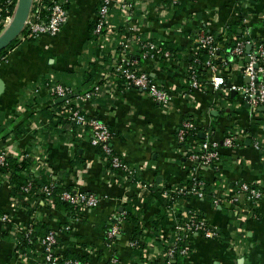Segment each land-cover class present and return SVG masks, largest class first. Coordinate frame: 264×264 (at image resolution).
I'll return each mask as SVG.
<instances>
[{"label":"crops","instance_id":"0c3cea01","mask_svg":"<svg viewBox=\"0 0 264 264\" xmlns=\"http://www.w3.org/2000/svg\"><path fill=\"white\" fill-rule=\"evenodd\" d=\"M100 6L101 0H69L67 21L60 33L19 40L7 50L6 60L0 63L4 82L0 147L7 144L17 157L28 150L44 155L50 169L63 174L68 186L101 198L97 207L81 212L73 230L65 229L70 216L64 209L45 203L36 207L40 221L56 231V251L62 257L82 258L86 261L83 264H106L115 254L119 264H157V260H163L165 240L172 229L170 211L156 192L145 191L112 169L91 144L88 133L73 131L70 126L51 128L53 114L62 107L59 101H53L47 83L59 81L82 97L100 85L94 96L80 99L81 105L114 131L110 145L118 156L135 165L144 181L157 188L180 184L187 178L190 164L197 166L188 161L177 135L189 118L199 125L197 141L208 135L221 142L237 128L246 135L240 146L220 144L221 159L215 167L201 166V177L210 191L238 180L264 181V106L246 107L241 92L217 89L222 82L214 80L223 74V84L247 83L241 71L247 57L232 59L224 55L230 61L220 66L219 73L204 67L201 89L190 86V64L185 57L191 59L199 53L193 38L200 31L227 36V30L236 24L251 41L252 49L256 44L264 45V0H178L173 5L172 0H112L102 37L95 33ZM1 26L0 34L8 25ZM122 36L129 46L121 52ZM145 39L179 48L175 63L146 57L141 48ZM220 44L226 45L223 41ZM121 56L129 57L170 92L169 106L163 107L139 89L122 87L118 79L117 88L109 87L104 71ZM255 137L262 142L261 150L253 144ZM38 144H44L43 148ZM139 196L140 225L146 237L137 248L131 245L134 224L125 220L123 212ZM180 202L182 208L206 217L217 236L193 234L192 250L179 264H264V200L246 219L238 218L241 207L215 205L210 195L204 199L182 197ZM4 213L10 214L11 221L1 219ZM161 219L163 224L155 226ZM30 222L29 210L12 194L11 185L0 180V264H34L43 257L39 239L21 253L17 250ZM107 224H119L121 228L110 245L103 228Z\"/></svg>","mask_w":264,"mask_h":264},{"label":"built area","instance_id":"2783aa9c","mask_svg":"<svg viewBox=\"0 0 264 264\" xmlns=\"http://www.w3.org/2000/svg\"><path fill=\"white\" fill-rule=\"evenodd\" d=\"M18 0H7V4L14 5L13 13L11 15H3L0 0V23L9 24L13 18ZM69 0H34L30 16L25 26V33L20 34L18 39L21 42L35 40L42 35L55 36L62 30V27L67 21V9L66 3ZM112 0H101V6L99 7L98 17L95 22V33L102 37L107 27V20L110 14V3ZM178 3V0H172V5ZM124 8L128 7L127 3H123ZM133 36V35H132ZM135 37V36H134ZM126 36H122L120 39L119 48L125 51L129 46L128 39ZM243 40L239 41L235 46L231 47L230 51H222L219 49L222 45L215 41L214 33L206 32L205 30L200 31L193 38L196 47H201L206 50L209 55V59L203 65L205 68L210 69L215 73L221 71V65L217 64L216 59H223L224 64H228L230 61L224 55L228 54L232 59L247 57V61L243 65L242 74L245 77H249V81L243 85H227L225 82L220 80L223 74L214 77L217 82L220 81L219 85H216L217 89L230 90L235 89L242 93L243 100L249 104L250 108L255 109L262 105L264 106V45L256 44L254 48L247 53V45L251 41L244 35ZM230 41L229 38H226ZM225 42V41H224ZM141 48L146 57L155 60L167 59L173 64L175 63L174 53L170 49H166L163 43L155 40H141ZM221 57V58H220ZM7 53L0 55L1 60H6ZM224 66V65H223ZM188 75L190 77V86L195 89H201L203 83L197 78L195 71L191 65H188ZM105 81H107L109 87L114 90L118 86V80L124 81L125 88H135L145 92L148 96L153 98L157 103L163 107L169 106L171 103V94L164 88L160 83L156 82L148 71H144L136 67L133 60L129 57L116 58L112 60L111 65H107L103 75ZM224 78V77H223ZM222 79V78H221ZM48 89L53 98V101H59L61 103V110L55 112L54 121L62 120L72 122L76 125L77 130L88 133L89 140L95 147L102 148V156L107 159L108 165L112 169H116L121 175L126 178H130L133 183L142 187L145 191L153 192L156 190L161 191L163 197L166 198L168 204L166 205L168 211L171 213L172 229L169 236L165 240L163 261L166 264H177L179 257H186L191 252V239L193 234H202L206 238H214L217 236L216 230L210 225L206 217L201 215L198 211L193 209L182 208L180 199L182 197L191 198L197 197L204 199L207 195L211 196L212 203L220 205L221 203H229L234 206L241 207L242 211L238 214V218H247L248 213H253L258 207L259 203L264 200V181L249 182V181H235L233 185L226 187H214L212 191L207 190V184L201 177V166H212L215 167L219 160L220 155V144L222 143L226 147L240 146L243 138L246 136L240 129H234L228 132L222 139L218 141L215 138H211L207 135L206 138L197 141L193 136L187 139V134L190 132H198L199 125L192 118L183 121L182 125L178 130V139L184 146L183 152L186 154L190 163H197V166L190 164L188 167V176L180 184L176 186L162 185L159 188L155 187L154 184L144 181L139 169L124 160L119 154H114L112 146L110 145L111 139L115 136L114 131L96 116L91 115L81 105L80 99L84 97L94 96L100 85L94 86L93 89L88 91L84 97H75L76 89L69 87L59 81L51 80L48 84ZM223 88V89H222ZM219 90V91H220ZM59 103V104H60ZM55 124V123H54ZM53 124V125H54ZM51 128H64L63 122L59 121L54 126L49 124ZM14 134V133H13ZM12 134V135H13ZM253 144L256 149L261 150L262 142L259 138L255 137ZM43 145L38 146L43 148ZM9 155H14L11 148L7 144H3L0 147V167L6 163V159ZM25 159H31L30 164L23 171L26 179V184L22 186L21 195L22 198L28 199V194L32 188L33 183L43 176V171L49 173L50 182L45 184L42 188V192L45 195L43 203L47 205H54L53 186L55 181L60 176V173L50 169L47 158L44 155L38 153H32V151H26L19 155V162ZM0 180L11 185V173L3 172L0 173ZM142 196L135 197L141 199ZM61 198L65 201L70 202L74 206H79L78 213L75 217H71L68 220L65 229L73 230L77 222L81 220V212L86 209H92L98 206L101 198L91 192H79L76 189H66L62 192ZM34 203L30 207H26L27 210L32 211L31 222L29 226L24 230V236L29 237L33 233V227L30 226L32 223L39 222V210L33 209ZM133 200L131 201V206ZM140 207L134 205L133 214L138 217V220L142 218ZM247 211V213H246ZM126 212H123L125 215ZM1 219L4 222L11 221L10 214L4 213L1 215ZM141 222V221H140ZM143 237L140 241L132 240V246L141 245L142 241L145 240L146 231L141 227ZM120 225L112 224L110 229L105 234L110 242L108 245L113 243L117 235L120 234ZM106 238V239H107ZM2 240L0 234V242ZM41 246L43 247V257L36 259L34 264H61L60 260L63 259L62 255L56 251V231L50 229L43 239L40 240ZM19 244V243H18ZM81 246L80 244H78ZM18 246V245H17ZM22 252L21 250L19 251ZM64 264H83L77 259H67ZM106 264H119L118 257L113 254Z\"/></svg>","mask_w":264,"mask_h":264},{"label":"trees","instance_id":"16d2710c","mask_svg":"<svg viewBox=\"0 0 264 264\" xmlns=\"http://www.w3.org/2000/svg\"><path fill=\"white\" fill-rule=\"evenodd\" d=\"M1 2H2L1 8H2L3 15H11L13 13L14 5L7 4V0H1ZM0 28L2 30L4 28V26H1ZM93 28H94V26H93ZM227 32H228L227 36H224L223 34H220V35L214 34L216 42L220 43L222 41L223 42L225 41L224 43L226 44L219 49L220 53L222 51H225L226 48H228L229 46L233 47L239 41L245 39L244 34L239 32V26L237 24L234 26H231L227 30ZM24 33H25V31H24ZM226 38H229L230 41H227ZM17 41H19V39H16L15 41H13L9 45L8 48H5L3 51H1L0 55L6 54L7 50L10 47H12L15 43H17ZM163 46H164V44H163ZM164 47L166 49H170V50L172 49L174 56L176 55L177 51L179 50V48H176V47L172 48V46L166 45ZM185 57H186V60L189 62V64L192 66V69L195 71L197 78L200 80L202 78L201 73H202V71L205 70L203 65L206 63L207 59H209L208 53L206 52L205 49L199 47V53L198 54L192 56L191 59L189 58V56H185ZM215 62L219 65H224L223 59L218 58V59H216ZM224 67H225V65H224ZM120 83H121L122 87H124V81L122 79L120 80ZM79 96H81V95H79ZM79 96L75 94V97H79ZM59 105H61V103ZM53 118H54V115L52 116L53 123L57 124V122L61 121V122H63L64 127L70 126L73 131L77 130L76 125L73 124L72 122H67V121H62V120L54 121ZM110 130H112V129L110 128ZM191 136H193L194 138H197L198 134H197V132H195V133L190 132L189 134H187V139ZM97 149L102 154V152H103L102 148L97 147ZM113 153L117 155V153L114 151V149H113ZM18 159H19V157L15 156V155H9L6 159V163L0 167V173H3V172H10L11 173V191H12V194H14L16 196V198L20 202H22V204L25 207H30L31 204L34 203L35 205L32 209V210H34V208L36 209V207L42 206L43 205L42 203L46 199L44 193L42 192V188L45 184H47L51 181L50 177H49V173L47 171H43V176L40 179H38L37 181H35V183H33L32 188L28 194V199L24 200L22 198V195H21L22 186L26 184V179H25V176L23 174V171L30 164L31 159H25L22 162H19ZM65 179H66L65 176L63 174H60V176H58V179L54 183V186H53L54 202H53V204L55 205L56 208L64 209L65 211H67L69 216L75 217L76 214L78 213L79 206H74L70 202L65 201L61 198V194L64 190L72 189L70 186H68L66 184ZM206 188L208 191L211 190L209 185H207ZM154 193L156 194L157 197H159L164 202L165 205L168 204V201L166 200V198L162 196L161 191L156 190V191H154ZM134 205H135V207L138 206V207H140V209H142V201H140V199H138V198H133V205L130 206V209H127L125 211L126 213L123 216L125 217V220H127L129 223L134 224L133 225L134 229H133L131 239L140 241L143 237V233H142L141 228H140L141 225H140V221L138 220V217L135 214H133ZM29 212L32 213V211H30V210H29ZM162 219L160 221H158V223L155 226L163 224ZM30 226L33 227V233L29 237H26V236L22 237L23 239L20 241V243L17 246L18 251L25 250L26 246L33 245L34 243L37 242L38 239L39 240L43 239V237H45L46 234L51 229L50 226L48 225V223H46L44 221L32 223ZM110 227H111V225H108V224L103 227L105 229V234L110 229ZM106 238H107V236H106ZM106 240H107L106 242H110L111 239L107 238ZM136 247L139 248L140 245H138ZM182 258L183 257L178 258L177 264H179V261ZM67 259H76V258H72V256H66L60 260V263L64 264L65 260H67ZM77 260H80L82 263L86 262L82 258L81 259L78 258ZM156 262H157V264H166L165 261H163L161 259L157 260Z\"/></svg>","mask_w":264,"mask_h":264},{"label":"water","instance_id":"95a60500","mask_svg":"<svg viewBox=\"0 0 264 264\" xmlns=\"http://www.w3.org/2000/svg\"><path fill=\"white\" fill-rule=\"evenodd\" d=\"M34 0H18L17 6L13 15L11 22L0 34V52L18 39L21 33H23L27 20L30 16ZM252 49V45H247L246 51L249 53ZM249 77H246V81H249ZM4 90V82L0 78V95ZM237 91L233 92L236 95ZM249 107V104H246Z\"/></svg>","mask_w":264,"mask_h":264}]
</instances>
